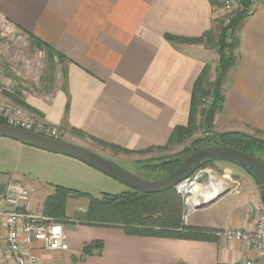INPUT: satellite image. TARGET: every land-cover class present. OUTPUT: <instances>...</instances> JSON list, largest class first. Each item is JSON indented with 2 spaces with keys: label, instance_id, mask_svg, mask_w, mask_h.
Returning <instances> with one entry per match:
<instances>
[{
  "label": "crops",
  "instance_id": "obj_1",
  "mask_svg": "<svg viewBox=\"0 0 264 264\" xmlns=\"http://www.w3.org/2000/svg\"><path fill=\"white\" fill-rule=\"evenodd\" d=\"M251 2L214 123L221 122L224 131L264 138V0ZM216 13L212 0H0L1 21L64 56H55L51 84L35 88L20 72L11 78L0 75V84L18 92L68 142H84L73 133L77 129L130 150L165 146L177 126L188 124L193 87L204 67L210 65L214 80L218 64L215 48L166 36L201 37L214 28ZM53 154L78 172L100 177L98 170L77 159ZM8 182L0 181V193ZM244 185L242 212L234 208L233 216L221 224H188L252 230L250 210L260 204V188L255 181H242ZM64 226V249L39 252L41 264H238L245 259L264 264V255L251 244L223 235L217 241H197L128 235L115 227ZM93 240L104 242L101 253L83 257V247ZM7 251L3 230L0 254L5 257Z\"/></svg>",
  "mask_w": 264,
  "mask_h": 264
},
{
  "label": "trees",
  "instance_id": "obj_2",
  "mask_svg": "<svg viewBox=\"0 0 264 264\" xmlns=\"http://www.w3.org/2000/svg\"><path fill=\"white\" fill-rule=\"evenodd\" d=\"M240 1L242 6L235 10L231 22L227 26H224V20L221 18L219 20L215 19L217 24L214 28L201 37L166 36L169 41L177 43L205 44L215 48L218 53V64L214 80L211 79L210 65L204 67L193 87L188 124L177 126L165 146H152L145 150L136 151L105 142L77 129H73V133L82 137H89L93 141L117 152L134 154L147 153L153 150L166 152L172 145L184 143L200 128L203 129L205 137L193 140L182 151L142 162L143 167L164 171L166 176L173 172L191 153L207 146H228L250 153L264 162L262 157L264 156V138L259 133L224 131L220 133L212 132L208 135L213 127L215 115L224 102L223 87L225 80L238 59L239 31L250 14L251 0ZM212 3L215 6L217 5L214 0H212ZM29 38L32 45L47 52L50 62H54L55 65V56L58 58L64 57L62 54L55 52L43 40L31 34ZM54 75L55 68L53 73L48 76L45 85L53 83ZM6 95L23 107L37 112L22 99L18 92H6ZM207 99H210L209 103H206ZM199 115L202 117L200 122H198ZM69 197H87L89 204L84 211L68 216L66 208ZM184 210V198L177 193L175 188L160 193H143L129 188L121 193L103 192L101 196L94 197L75 188L56 185L55 191L49 194L43 203L42 215L64 225L77 223L87 226L115 227L121 228L128 235L135 236L197 241H217L219 239V235L224 230L187 224L184 219ZM103 246V241L93 240L83 247L82 255L85 257L101 253Z\"/></svg>",
  "mask_w": 264,
  "mask_h": 264
},
{
  "label": "rangeland",
  "instance_id": "obj_3",
  "mask_svg": "<svg viewBox=\"0 0 264 264\" xmlns=\"http://www.w3.org/2000/svg\"><path fill=\"white\" fill-rule=\"evenodd\" d=\"M214 1L217 4L216 19L219 20L223 18L224 26H227L230 24L232 19L229 16L230 14L224 12L222 5L216 0ZM6 23L0 20V47H2V50L0 51V75L3 74L5 78L7 76L10 77L12 74L16 75L17 72H20L21 77L24 76L21 74H26V76H24L26 78L25 81L29 82L33 86L37 85L35 88L40 85L44 86L48 76L53 73L54 68H56L57 63L55 65L54 62H50L48 54L44 49H39L32 45L29 40L30 38L28 36L26 38L23 36L25 35V32ZM216 24L217 22L214 25ZM24 66L28 69L24 70ZM0 80H2L1 77ZM1 90V95L5 102L18 106L21 109H24L27 113L35 115L38 119L37 122L43 123L41 115L23 107L6 95V92H13V88L12 91H9L8 89H4L2 84H0V91ZM209 101L210 99H207L206 103H209ZM201 120L202 117L199 115L198 122ZM212 132H224V126H222V123H213L211 132H209L208 135ZM60 134H62L61 139L66 140L64 132L61 131ZM204 134V130L200 128L184 143L174 144L166 152L153 150L147 153L126 154L105 147L98 142L93 141L89 137H82L79 135V137H82L81 141L84 142L77 143L78 145H82L100 155H103V157L114 161L121 167L143 179L159 180L164 178L166 173L160 170L145 168L143 167L142 162L178 153L192 143L193 140L197 138H204ZM55 156L58 155L23 144L13 138L0 137V181H9L4 186L13 182H20L22 184L28 183L31 185L33 202L32 210L37 213L41 211L46 197L55 191L56 185L75 188L82 192L89 193L94 197L101 196L103 192L116 194L129 189L127 185L102 172L100 173L99 170L95 172H98V174H100L98 176L100 177L91 176L88 172H78L73 169L72 165H69V163L66 162H61V160ZM262 157L264 159V156ZM203 169L206 170V172L199 181V184L208 185L210 181L218 179L219 182H226L230 191L209 205L202 207L196 206L194 210L188 214L185 222L187 224L200 223L201 225L221 224L223 221H226L229 217L233 216L234 208H240L242 212L244 209L243 197L246 194L247 187L246 185H244V187L241 186V183L243 181L252 185L254 182L252 177L241 167L228 162H216L212 165L204 167ZM65 180L71 182L67 185L62 184L63 182H57ZM88 204L89 199L87 197H69L67 201L66 213L68 216H73L76 212L84 211ZM259 205L263 206L261 201Z\"/></svg>",
  "mask_w": 264,
  "mask_h": 264
},
{
  "label": "built area",
  "instance_id": "obj_4",
  "mask_svg": "<svg viewBox=\"0 0 264 264\" xmlns=\"http://www.w3.org/2000/svg\"><path fill=\"white\" fill-rule=\"evenodd\" d=\"M222 5L224 12L233 17L234 11L242 6L240 0H216ZM256 2L258 0H251ZM27 67L25 66L24 69ZM28 69V68H27ZM5 89V88H4ZM0 91V124L11 125L45 136L61 139L58 127L49 124L43 117V123L37 122V117L27 113L18 106L4 101ZM206 170L198 169L185 180L175 186L177 193L184 198V219L194 210L196 197L211 184L201 185ZM227 184V183H226ZM228 187V184L226 185ZM222 189V190H224ZM31 187L20 182L9 183L0 193V233L5 230L7 254H0V264H41L39 252H56L64 249L66 229L64 224L54 221L42 214L32 212ZM194 196V197H193ZM255 225L250 231L229 228L220 235L229 240L248 242L253 248L264 255V207L257 205L251 208ZM238 264H254L245 259Z\"/></svg>",
  "mask_w": 264,
  "mask_h": 264
},
{
  "label": "water",
  "instance_id": "obj_5",
  "mask_svg": "<svg viewBox=\"0 0 264 264\" xmlns=\"http://www.w3.org/2000/svg\"><path fill=\"white\" fill-rule=\"evenodd\" d=\"M0 137L13 138L32 147L77 159L111 178L143 193H160L175 188L177 184L188 178L195 171L216 162H228L245 170L260 188L261 204L264 206V162L256 156L228 146H207L187 156L170 174L159 180L143 179L114 161L62 139H55L43 134L25 130L11 125L0 124ZM221 190L208 201L200 202L197 207L209 205L229 192Z\"/></svg>",
  "mask_w": 264,
  "mask_h": 264
},
{
  "label": "bare ground",
  "instance_id": "obj_6",
  "mask_svg": "<svg viewBox=\"0 0 264 264\" xmlns=\"http://www.w3.org/2000/svg\"><path fill=\"white\" fill-rule=\"evenodd\" d=\"M225 187H226V182L224 181L219 182L218 179H214L213 181H211V184L208 188H205L202 190L204 192L201 191V193H203L204 195L203 194L201 195V193L198 194V196L196 197V202L198 203L199 197L201 198L202 196L203 197L206 196L207 198L203 199L202 197L201 198L202 200L200 199L201 200L200 202H205V201L210 200Z\"/></svg>",
  "mask_w": 264,
  "mask_h": 264
}]
</instances>
